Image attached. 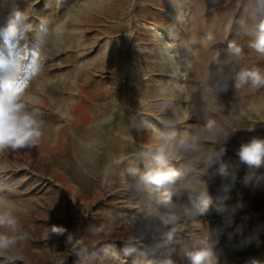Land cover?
<instances>
[{"label": "rangeland", "instance_id": "rangeland-1", "mask_svg": "<svg viewBox=\"0 0 264 264\" xmlns=\"http://www.w3.org/2000/svg\"><path fill=\"white\" fill-rule=\"evenodd\" d=\"M15 10L29 14L22 38L5 34ZM257 15L256 0H0V82L12 77L44 121L37 146L0 153V195L21 209L12 264H161L169 254L188 264L183 249L207 235L217 264H264V163L236 155L264 137V88L231 79L240 66L264 69L241 28ZM147 125L176 133L174 199L197 177L212 199L171 244L146 227L148 193L129 174L144 169ZM221 147L229 175L203 176V158ZM82 220L63 239L50 232Z\"/></svg>", "mask_w": 264, "mask_h": 264}, {"label": "clouds", "instance_id": "clouds-1", "mask_svg": "<svg viewBox=\"0 0 264 264\" xmlns=\"http://www.w3.org/2000/svg\"><path fill=\"white\" fill-rule=\"evenodd\" d=\"M257 16L252 18L251 24H242L243 35L249 37L248 47L264 56V0H256ZM29 14L26 11L15 10L9 19L5 34L11 38L23 37L31 25L28 23ZM231 55L239 56L242 48L235 42L228 43ZM18 74L14 72L12 76ZM232 86L239 90L249 86L253 90L264 88V69L257 66H240L231 77ZM218 92L229 90L227 82L214 85ZM35 98L17 90L14 79L9 77L0 82V153L8 150H20L37 146L44 136V121L39 109L33 107ZM165 123L166 129L174 126ZM152 131L149 138L150 147L145 157L144 169L133 168L129 174L133 175L144 191L148 193V200L144 207V219L149 231L160 232L162 239L171 244L175 239L181 220L198 221L199 215L205 214L212 199L209 195L205 180L197 177L182 185V195L174 199L177 194L171 189L181 179L182 173L172 166L171 161L177 158L179 145L176 142L174 130L156 129L147 125ZM204 129L210 134H217L218 126L214 119H208ZM192 152H198L196 144L186 146ZM225 147L210 151L202 160L203 176L208 170L215 168L216 173L228 176L230 163L224 159ZM241 163L249 167H259L264 163V137H252L241 143L236 150ZM186 196V200L184 197ZM20 206L0 195V257H4L8 264L17 258L14 251L22 238L20 236ZM153 225H157L153 227ZM199 227V223H195ZM52 235L62 236L67 229L59 225H51ZM45 239L48 233H45ZM70 239V236H69ZM183 258L188 264H217L213 245L209 235L193 239L183 249ZM161 264H176L171 254L166 256Z\"/></svg>", "mask_w": 264, "mask_h": 264}, {"label": "trees", "instance_id": "trees-1", "mask_svg": "<svg viewBox=\"0 0 264 264\" xmlns=\"http://www.w3.org/2000/svg\"><path fill=\"white\" fill-rule=\"evenodd\" d=\"M85 220L79 221L78 223H74L71 227L70 223H68L67 225H65L64 228L67 229V233H65V235L59 236L60 239L65 238L66 236H68L70 233H72V231L75 229V227H79L81 224H84ZM75 226V227H74Z\"/></svg>", "mask_w": 264, "mask_h": 264}, {"label": "snow or ice", "instance_id": "snow-or-ice-1", "mask_svg": "<svg viewBox=\"0 0 264 264\" xmlns=\"http://www.w3.org/2000/svg\"><path fill=\"white\" fill-rule=\"evenodd\" d=\"M17 88V90H19V88L18 87H16Z\"/></svg>", "mask_w": 264, "mask_h": 264}]
</instances>
